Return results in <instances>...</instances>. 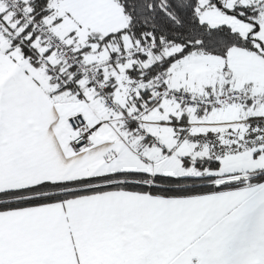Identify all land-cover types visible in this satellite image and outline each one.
I'll use <instances>...</instances> for the list:
<instances>
[{"label": "snow or ice", "instance_id": "obj_1", "mask_svg": "<svg viewBox=\"0 0 264 264\" xmlns=\"http://www.w3.org/2000/svg\"><path fill=\"white\" fill-rule=\"evenodd\" d=\"M0 264H264V0H0Z\"/></svg>", "mask_w": 264, "mask_h": 264}]
</instances>
